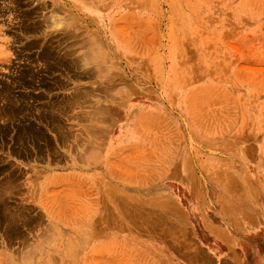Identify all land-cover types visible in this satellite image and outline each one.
I'll return each instance as SVG.
<instances>
[{
  "label": "rangeland",
  "instance_id": "obj_1",
  "mask_svg": "<svg viewBox=\"0 0 264 264\" xmlns=\"http://www.w3.org/2000/svg\"><path fill=\"white\" fill-rule=\"evenodd\" d=\"M0 90V264L264 260V0H0Z\"/></svg>",
  "mask_w": 264,
  "mask_h": 264
},
{
  "label": "crops",
  "instance_id": "obj_2",
  "mask_svg": "<svg viewBox=\"0 0 264 264\" xmlns=\"http://www.w3.org/2000/svg\"><path fill=\"white\" fill-rule=\"evenodd\" d=\"M0 256H3V255H0ZM232 261H233V263H229V262H227V263H216V264H239V263H236V262H235V259H232ZM249 264H264V260H262L260 257H258V258L256 259V262H254V263H249Z\"/></svg>",
  "mask_w": 264,
  "mask_h": 264
},
{
  "label": "bare ground",
  "instance_id": "obj_3",
  "mask_svg": "<svg viewBox=\"0 0 264 264\" xmlns=\"http://www.w3.org/2000/svg\"><path fill=\"white\" fill-rule=\"evenodd\" d=\"M7 8V7H6ZM95 55V54H94ZM97 59V58H96ZM50 66V65H49ZM36 75V74H35ZM17 76V75H16ZM6 83V82H5ZM1 91V90H0ZM8 93V92H7ZM21 100V99H20ZM5 109V107L3 108V110ZM8 109V108H7ZM7 111V110H6ZM8 111H12V110H8ZM16 111V110H15ZM14 113V112H13ZM9 115V114H7ZM12 116V115H11ZM14 119V118H13ZM10 179V178H9ZM5 181V180H4Z\"/></svg>",
  "mask_w": 264,
  "mask_h": 264
}]
</instances>
